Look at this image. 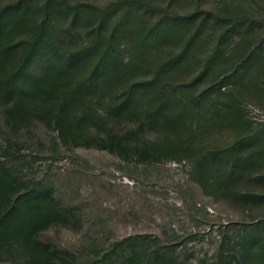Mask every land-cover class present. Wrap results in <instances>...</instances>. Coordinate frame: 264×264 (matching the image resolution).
<instances>
[{
  "label": "trees",
  "instance_id": "obj_1",
  "mask_svg": "<svg viewBox=\"0 0 264 264\" xmlns=\"http://www.w3.org/2000/svg\"><path fill=\"white\" fill-rule=\"evenodd\" d=\"M158 10L151 0H115L104 6L0 0V115L9 133L0 138L1 261L57 264L37 235L48 225L65 221V211L47 185L30 183L20 174L26 161L20 154L24 147L20 133L36 121L54 129L65 146L96 143L121 153L133 145L140 160L191 148L193 179L205 192L247 209L264 210V125L253 126L242 109L247 97L264 96V44L251 47L249 41L256 37L258 24L210 11L161 18L147 27L144 20L138 21L140 14L150 17ZM175 30L184 40L182 51L158 60L150 81L128 79L139 56L125 61L118 51L120 39H132L138 51L149 43L163 45ZM202 30L221 33L198 76L179 88L160 84L168 68L182 66ZM240 33L243 38L231 53L220 51L222 43ZM208 74L213 78L209 88L197 96L185 93ZM156 82L158 90L148 97ZM136 117L142 120L139 126L120 130L124 119ZM145 125L162 127L173 136L161 142L141 141ZM220 126L235 131L232 142L199 143V137ZM197 142L200 145L195 146ZM243 222L231 224L238 227L233 243L220 242L209 264H264V212L254 222ZM124 242L128 240L112 244L92 264H181L160 249L142 263L137 253L124 251Z\"/></svg>",
  "mask_w": 264,
  "mask_h": 264
},
{
  "label": "rangeland",
  "instance_id": "obj_2",
  "mask_svg": "<svg viewBox=\"0 0 264 264\" xmlns=\"http://www.w3.org/2000/svg\"><path fill=\"white\" fill-rule=\"evenodd\" d=\"M69 1L104 6L115 0ZM151 1L160 10L150 17L138 16V21L144 20L146 27L150 21L170 16H184L195 11L220 12L254 20L258 28L256 37L249 38L250 46L264 44V0ZM220 33L221 30L212 34L202 30L201 39L188 49L182 66L177 70L168 68L160 76V84L171 89L191 83L218 45ZM172 35V39L159 47L149 43L138 51L134 50L132 39H120L118 51L125 61L135 60L137 54L139 56V61L135 60L136 70L128 79L133 82L150 81L158 60L179 54L184 40L180 41L177 30ZM242 38L241 33L230 37L220 45V51L231 53L235 43ZM219 62H215L217 67ZM211 77L208 74L198 79L188 87L189 91L184 90L185 93L192 91L197 96L201 90L209 88L213 81ZM157 90L158 82L148 97ZM242 104L243 112L253 126L264 125V96L247 97ZM130 118L118 126L122 132L142 122L137 117ZM8 134L0 115V138ZM172 136L162 127L145 125L139 140L161 142ZM235 136V131L220 126L199 137V143L203 139L207 146H225ZM20 140L24 146L20 154L26 156L21 176L30 183L44 184L53 190L55 199L66 214L65 221L48 225L37 235L38 241L46 246L57 264L96 263L94 260L99 259L112 244L126 239L128 242L122 244L124 251L137 253L142 263L151 252L160 249L181 264H209L220 242L225 239L233 243L238 227L231 224L243 221L249 224L264 212L263 209H247L207 193L197 185L192 173L195 151L187 144L185 147L191 150L189 152L179 149L140 160L132 149L133 145L121 153L100 148L96 143L65 146L57 139L54 129L38 121L20 133ZM16 252L19 254L18 250ZM126 253L124 256H128ZM0 264L7 263L0 260Z\"/></svg>",
  "mask_w": 264,
  "mask_h": 264
}]
</instances>
